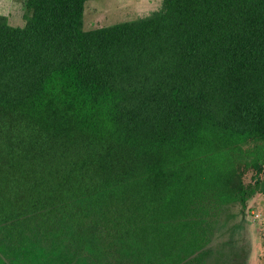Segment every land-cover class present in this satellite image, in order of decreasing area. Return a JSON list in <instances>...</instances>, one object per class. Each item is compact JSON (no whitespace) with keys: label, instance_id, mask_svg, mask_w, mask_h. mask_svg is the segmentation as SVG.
<instances>
[{"label":"trees","instance_id":"16d2710c","mask_svg":"<svg viewBox=\"0 0 264 264\" xmlns=\"http://www.w3.org/2000/svg\"><path fill=\"white\" fill-rule=\"evenodd\" d=\"M87 1L0 27V264H235L264 190L241 169H264V0L86 30Z\"/></svg>","mask_w":264,"mask_h":264},{"label":"rangeland","instance_id":"374dc122","mask_svg":"<svg viewBox=\"0 0 264 264\" xmlns=\"http://www.w3.org/2000/svg\"><path fill=\"white\" fill-rule=\"evenodd\" d=\"M27 1L0 0V27L25 26L32 14ZM162 7L163 0H88L85 4L84 29L137 20L150 16ZM241 169L246 184L264 178V169ZM229 244L236 253L235 264H264V190L249 198L243 209L241 226Z\"/></svg>","mask_w":264,"mask_h":264}]
</instances>
